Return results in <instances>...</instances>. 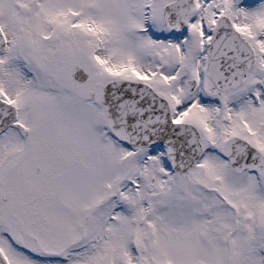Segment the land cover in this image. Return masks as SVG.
Segmentation results:
<instances>
[{"label": "snow or ice", "instance_id": "1", "mask_svg": "<svg viewBox=\"0 0 264 264\" xmlns=\"http://www.w3.org/2000/svg\"><path fill=\"white\" fill-rule=\"evenodd\" d=\"M0 264H264V0H0Z\"/></svg>", "mask_w": 264, "mask_h": 264}]
</instances>
